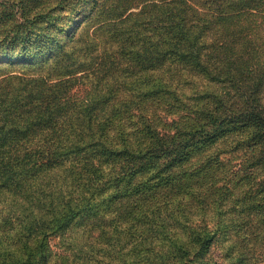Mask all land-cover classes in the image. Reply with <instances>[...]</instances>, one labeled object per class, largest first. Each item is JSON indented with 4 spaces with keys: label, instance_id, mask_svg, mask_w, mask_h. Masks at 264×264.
Listing matches in <instances>:
<instances>
[{
    "label": "trees",
    "instance_id": "1",
    "mask_svg": "<svg viewBox=\"0 0 264 264\" xmlns=\"http://www.w3.org/2000/svg\"><path fill=\"white\" fill-rule=\"evenodd\" d=\"M75 20L73 46L58 53L53 42ZM1 22L10 28L0 41V62L12 63L0 67V264H8L13 255L14 227L29 219L23 235L41 233L33 222L44 220L31 217L33 198L58 187L55 178L63 173H70L81 190L98 185L101 199L111 196L104 194L110 189L115 198L140 194L143 175L160 163L152 149L159 122L186 123H168L164 113L179 101L184 72L192 84L201 76L224 88L215 118L202 114V125L190 127L189 138L167 159L168 166L221 149L224 155L214 151L211 164L203 162L194 171L217 165L214 189L220 199L231 197L235 187H247L251 191L243 201L253 208L251 176L264 171V0H0ZM19 62L25 67L18 69ZM237 78L250 92L248 109L231 105ZM137 85L151 89L149 112L134 107L133 95L122 94ZM159 108L163 113L157 116ZM234 121L241 127L217 131ZM137 134L144 136L140 142ZM237 135L244 138L242 147H237ZM225 140L236 147L232 154L223 151ZM240 149L243 160L235 155ZM182 165L176 175L191 177L193 169ZM170 177L157 181L161 185ZM256 182L264 186V180ZM97 191L66 202L56 222L79 216ZM251 222L238 226L251 231ZM221 226L219 218L215 230L193 222L184 228L196 234L203 248ZM22 232L15 239L21 241Z\"/></svg>",
    "mask_w": 264,
    "mask_h": 264
},
{
    "label": "rangeland",
    "instance_id": "2",
    "mask_svg": "<svg viewBox=\"0 0 264 264\" xmlns=\"http://www.w3.org/2000/svg\"><path fill=\"white\" fill-rule=\"evenodd\" d=\"M76 23V20L71 21L58 36V41L53 42L58 53L69 51L73 46L72 36L77 28ZM2 24L1 22L0 41L10 28L9 24H5L4 27ZM50 53L51 49L46 58L51 55ZM11 63L12 60H4L0 62V67H7ZM24 63L26 62L16 63L17 68L25 67ZM30 63L37 64V58L32 59ZM188 76L189 74L184 72L181 77V86L176 97L179 101L174 100L170 110L164 111L169 116L166 118L168 123L172 119L186 123L163 125L159 122V137L152 141L155 154L146 152L145 149L142 152L159 154L160 163L143 175L140 194L133 197L119 195L115 198L110 189L104 194L111 196L101 199L100 192L97 191L100 188L98 185H92L84 191L79 189L70 173L58 175L59 177L55 178L58 187L47 188L44 196L40 193L39 197L33 198L31 217L44 220L33 222L36 230L42 234L23 235L29 219L22 223V227H14L9 241L10 253L13 255L8 264H264V186L256 182L264 180V171L257 173L256 177L251 176L255 183L252 187L254 197L252 208L243 201L247 191H251L247 187H235L231 197L220 199L219 190L214 189V183L217 181L214 182V179L217 178L219 170L217 165L200 173L194 171L199 169L203 162L211 164V153L214 151L224 155L221 149L199 153L183 165L176 163L168 166L171 165V160L167 159L174 156L175 149L185 145L191 131L190 127H196L202 122V114L209 112L214 114L215 118L217 98L224 88L222 83L220 85L209 83V79L201 76H196L197 80L192 84ZM184 78L190 82L186 83ZM177 83L174 82V86ZM234 83L231 105L237 109L243 106L248 109L250 92L245 89L239 78L234 80ZM206 88L208 89L202 94L196 93L200 91L199 89ZM122 94L134 96L136 100L134 107L140 106L147 112L153 108V104L150 103L153 98L150 87L138 85L126 87ZM258 98L261 100V96H257ZM125 107L127 105L123 108ZM161 113L162 109L159 108L156 114L160 116ZM221 113L220 111L219 115H222ZM139 119L140 117L135 118ZM235 125L241 127V123L234 121L217 131H224L223 129L227 127L231 131L235 129ZM143 135L137 134V142L143 140ZM243 139L240 135L236 136V141L240 142L237 147L243 146ZM231 147L230 140H225L222 145L223 151L232 154L236 147ZM243 153L244 150L240 149L235 155L239 160H243ZM119 165L125 167L123 162H119ZM181 165L185 166L183 168L193 169L191 170L193 175L191 177L186 173L184 176L176 175ZM167 175L171 177L164 179L166 183L160 185L157 179ZM248 180L250 181V178ZM201 182L207 185H201ZM144 189L147 190L145 193ZM95 190L97 195L94 202L87 204L79 216L70 221L56 222L55 215L63 211L66 202L73 198L80 199L83 194L89 197ZM218 201L221 204H218ZM217 210H221L218 216ZM219 218L222 222L221 228L203 248L197 242L196 234L184 228L193 222L198 226L208 224L209 229L215 230ZM246 219L252 221L251 231L238 226ZM22 230V240L15 239ZM0 260L2 261V258Z\"/></svg>",
    "mask_w": 264,
    "mask_h": 264
}]
</instances>
